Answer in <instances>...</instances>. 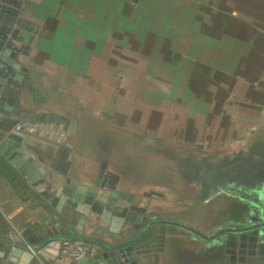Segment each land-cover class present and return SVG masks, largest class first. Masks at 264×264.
Returning a JSON list of instances; mask_svg holds the SVG:
<instances>
[{"label": "crops", "instance_id": "1", "mask_svg": "<svg viewBox=\"0 0 264 264\" xmlns=\"http://www.w3.org/2000/svg\"><path fill=\"white\" fill-rule=\"evenodd\" d=\"M17 13L32 24L26 49L15 59L23 73L18 121L30 120L32 129L54 135L22 134L20 146L35 161L49 162L61 136L71 143L77 126L80 139L81 126L89 123L144 141L147 157L173 163L177 174L182 164L168 157L190 160L194 171L196 164L217 169L226 161L264 156V0H20ZM69 155L72 182H93L104 165L118 178L115 191L132 196L133 205L151 194L147 224L163 219L188 225V219L204 218L210 233L197 223L191 226L208 236L244 219L246 201L233 191L240 185L207 189L179 178L178 185L151 187L131 181L129 162ZM62 215L0 154V242L27 250L48 239H69L72 257L48 264H79L73 255L81 244L114 248L142 234L133 246L141 264H264L259 253H236L230 260L224 249L223 262L216 263L219 254L211 242L200 246L193 234L172 235L174 227L167 232L168 226H154L145 233L147 224L124 225L113 233L74 218L64 230ZM186 239L195 245L184 247ZM200 251L206 255L201 263Z\"/></svg>", "mask_w": 264, "mask_h": 264}, {"label": "water", "instance_id": "2", "mask_svg": "<svg viewBox=\"0 0 264 264\" xmlns=\"http://www.w3.org/2000/svg\"><path fill=\"white\" fill-rule=\"evenodd\" d=\"M19 8L20 0H0V131L4 133V138L0 140V154L39 193L41 200L47 202L58 214H63L64 230L73 223L74 218L90 228L106 229L113 233H118L124 225L130 229L146 225L149 219L145 213L151 194H144L139 204L133 205L132 196L115 191L118 178L105 171L104 165L93 182H72L69 171L70 139L68 143L64 141L67 139L65 137L64 140L62 136L58 139L57 152L49 162L44 161L42 157L35 161L21 148L22 134L39 138L54 135L32 129L28 126L30 120L18 121L20 113L17 110L16 95L23 73L20 72L15 59L21 49L26 47L27 35L31 32L29 27L32 26L24 18L17 16ZM15 42L21 46L16 47ZM34 126L38 127L36 124ZM58 137L55 136L54 139ZM257 208L259 209L256 212L250 210L248 215L246 214L248 218L250 215L260 214L256 219H252V216L249 219L244 217L238 226L224 227L208 236L180 222L163 219L149 222L144 232L159 225L179 228L202 241L211 242L219 254L216 255L219 260H222L223 249L230 260L236 258V253L242 252L264 256V207ZM134 237L114 248L100 243L81 244L86 250L75 249L73 258L79 264H141V260L133 254V246L141 240V236ZM63 242L73 246L69 239L54 242L48 239L32 248L36 255L28 249L0 242V263L48 264L55 262L60 256L71 258L69 249L65 254L61 253Z\"/></svg>", "mask_w": 264, "mask_h": 264}, {"label": "rangeland", "instance_id": "3", "mask_svg": "<svg viewBox=\"0 0 264 264\" xmlns=\"http://www.w3.org/2000/svg\"><path fill=\"white\" fill-rule=\"evenodd\" d=\"M75 130H77V133L74 134L76 139H74V135H73V140L71 142V151L76 153L78 159L80 158V160H81V158H82L84 161H85V159H89V160L96 159L97 160L99 157V159H105V160L107 158H108V160L118 159L121 163H124L125 165L127 162H129L130 165L128 163L127 166H130L131 168H133V170L130 169L128 172L129 173L128 175H129L131 181L135 184L141 185V184L145 183L144 185L151 186V185L156 184V183H166V182L169 183V182H171L175 185H178L180 182L179 178H182L184 180V183H186V181L190 182V183H195V182L199 181V183L205 184L204 181H207V178H206V180H204V176H201L202 178L200 180V178L198 177V174L195 171H191V168H189V161L190 160L187 161V160H185V158H183V160H182L180 158H174V157L169 158L168 157V159L172 160L173 162L177 161V163L182 164L178 168V169H181L182 172L177 174L175 172L176 167H174L175 165H173V163L170 164V162H168L165 164L164 161L162 160L163 158L159 159L156 157H147L146 149H145V147H143L146 143L144 141H141V140L140 141H133L131 138H129L127 140L125 137V135H126L125 130L123 131V130L119 129L118 130L119 132H117V128L112 127V126L107 125V124L106 125L105 124L96 125L95 123H89L86 125L83 124L81 126V133L82 134L80 135V139H77V136L79 133L77 126H75ZM121 132H122V135L124 134V136H122L120 134H117L118 136L114 135L116 133H121ZM98 146H100V147L98 148ZM141 148H143V149L141 150ZM95 149L97 150V158H93ZM101 155H103V157ZM125 155H128L129 160L127 159V157H124ZM163 164H165L166 169L163 168L164 167ZM210 182H212V181H210ZM210 182L209 183L206 182V184H205L207 189H209L208 186H210ZM202 186L204 187V185H202ZM172 190L175 191V188H172ZM203 196H204V193L201 195V197H203ZM213 205L214 204H212L210 207L212 208ZM214 207L219 210V208L220 209L222 208V203L215 202ZM187 218H188V216L184 217V219H187ZM219 219H222V218L220 217ZM170 221H175V220H170ZM188 221H189V224L187 226H190L192 228H196V226L193 227L191 225L194 223L195 224L197 223L198 227L202 226V227H204L206 233H210L209 231L211 230V225L205 226L206 219L203 218V220L201 222L193 221V220H189V219H188ZM175 222H177V221H175ZM214 222H215V225H217V224L220 225L217 221L214 220ZM169 228L170 229H167L168 230L167 232L172 231L171 227H169ZM145 230H146V228L144 227V231ZM161 232L164 233V231H158L156 233L162 234ZM175 232L189 233V232H186V231L181 230L179 228L173 229L172 235L176 234ZM193 238H195V240H196V236ZM198 240H200V242H199L200 246H203L202 240L199 238H198ZM160 243H161L160 245L162 248L163 247L162 244H164V242L161 241ZM166 244L167 245L171 244V241L170 240L166 241ZM182 244L184 245V247L190 248V247L195 245V242H194V240L191 241L189 239H186L183 241ZM203 251H200V253H199V263H201V261L203 259H205V256H206L205 252H203Z\"/></svg>", "mask_w": 264, "mask_h": 264}, {"label": "flooded vegetation", "instance_id": "4", "mask_svg": "<svg viewBox=\"0 0 264 264\" xmlns=\"http://www.w3.org/2000/svg\"><path fill=\"white\" fill-rule=\"evenodd\" d=\"M195 166L194 171L198 174L200 180L201 176H204V180L207 178V181H204L205 184L212 181L210 186H208L209 189L227 182L234 187L241 186V189L234 188L233 191L239 193L246 201L247 206L244 209L245 219H249L252 216L246 217L250 210H252L251 212H256L259 209L257 207H264V156L258 158L242 157L234 160L233 163L226 161L217 169L201 164H196ZM200 184L207 188L205 184ZM258 215L260 214L253 215L252 219H256ZM221 261L216 260V263H221Z\"/></svg>", "mask_w": 264, "mask_h": 264}, {"label": "built area", "instance_id": "5", "mask_svg": "<svg viewBox=\"0 0 264 264\" xmlns=\"http://www.w3.org/2000/svg\"><path fill=\"white\" fill-rule=\"evenodd\" d=\"M63 249L61 251L62 254H65L67 250L70 248V245L67 242H63ZM28 250L33 254L36 255V252L31 247H28Z\"/></svg>", "mask_w": 264, "mask_h": 264}, {"label": "trees", "instance_id": "6", "mask_svg": "<svg viewBox=\"0 0 264 264\" xmlns=\"http://www.w3.org/2000/svg\"><path fill=\"white\" fill-rule=\"evenodd\" d=\"M142 237H143V234L141 235V238H142ZM134 238H135V239H139L140 237H139V238H138V237H134Z\"/></svg>", "mask_w": 264, "mask_h": 264}]
</instances>
